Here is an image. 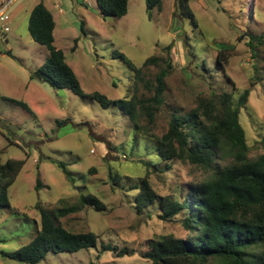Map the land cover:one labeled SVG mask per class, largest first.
<instances>
[{
    "label": "rangeland",
    "instance_id": "obj_1",
    "mask_svg": "<svg viewBox=\"0 0 264 264\" xmlns=\"http://www.w3.org/2000/svg\"><path fill=\"white\" fill-rule=\"evenodd\" d=\"M36 2L55 13L54 46L64 52L86 93L99 92L112 100L134 94L151 98L157 76L168 73L165 105L154 123L138 111L148 135L161 137L170 116L189 112L199 98L227 92L237 102L250 89L240 123L249 159L264 154V0H189L193 18L178 11V0H164L151 18L145 0H131L121 19L104 18L96 0H14L11 11L22 3L28 10ZM29 18L17 11L11 31L0 37V166L25 161L9 189L10 204L20 215L0 206V264H21L2 253H13L35 237L41 222L38 205L54 215L55 209L78 203L82 194L97 197L106 210L88 207L59 221L72 232L97 234V246L77 253L51 252L40 264H152L144 258L151 242L188 236L180 219H161V199L203 182L207 174L180 162H168L169 169L161 163L162 172L147 169L142 161L159 143L132 130L122 111L32 80V71L45 64L49 53L31 38ZM217 43L230 48L224 67ZM115 51L140 68L155 58L143 67L137 92L135 75ZM53 161L65 164L66 170ZM141 179L149 181L158 199L139 212L134 187ZM107 246L115 250L105 251Z\"/></svg>",
    "mask_w": 264,
    "mask_h": 264
},
{
    "label": "trees",
    "instance_id": "obj_2",
    "mask_svg": "<svg viewBox=\"0 0 264 264\" xmlns=\"http://www.w3.org/2000/svg\"><path fill=\"white\" fill-rule=\"evenodd\" d=\"M96 1L104 18L121 19L128 14L131 0ZM163 2L145 0L149 18L153 11L162 10ZM188 3L189 0H178V11L193 18ZM54 30L51 11L43 3L35 6L29 18V33L34 42L44 46L49 54L45 64L32 71V80L91 98L106 110L122 111L129 117L132 130L144 134L146 139L149 138L147 142L156 140L159 143V147L153 144L152 152L147 153L148 157L142 161L147 169L162 172L161 163L169 169L168 162H180L207 174L203 182L178 188L177 196L164 197L159 204L161 219L166 222L180 219L188 236H163L151 242L144 258L152 264H264V154L255 160L249 159L246 132L240 123V113L248 103L251 90L246 89L237 102L234 95L227 92H213L208 98H199L196 107L189 112L176 111L170 116L168 130L161 137L150 136L139 123L141 114L138 111L143 110L148 122L154 123L156 112L165 105L168 73L163 70L157 76L151 98L141 99L134 94L131 99L112 100L99 92L86 93L66 62L64 52L54 46ZM216 46L222 58L219 65L224 67L228 62L229 45L217 43ZM114 56L120 57L135 75L133 81L137 92L143 67L154 62L155 58H149L140 68L118 51ZM23 106L27 108V105ZM53 163L66 170L65 164ZM24 165V160H8L0 166V206L17 216L20 213L10 204L9 189ZM141 180L134 187L138 192L135 204L139 212L154 206L158 199L149 181ZM40 183L38 179L36 190L40 189ZM88 207L98 212L106 210L97 197L85 194L80 196L78 203L55 209L54 215L38 205L41 222L35 237L17 251L3 252L2 256L21 264H40L51 252L77 253L95 248L99 239L97 234L72 232L59 221ZM104 250L115 249L107 246Z\"/></svg>",
    "mask_w": 264,
    "mask_h": 264
},
{
    "label": "crops",
    "instance_id": "obj_3",
    "mask_svg": "<svg viewBox=\"0 0 264 264\" xmlns=\"http://www.w3.org/2000/svg\"><path fill=\"white\" fill-rule=\"evenodd\" d=\"M37 3L38 2H36L34 4V6H32V7L30 6V8L28 10H27V7L22 6L23 5V3H22V4L19 5L18 10L16 9L14 12L11 11V8H12V5H11V7L9 8L10 10L8 9L7 12L5 13V15L3 17V20H0V23H1V26H0V37H1L2 34L6 35V33H8V32L11 31L10 25H11V22L15 19L16 12L17 11H23L27 15V18H28L29 17V14H31L32 10L34 9V7L36 6ZM50 11H51V13L53 14V17H54L55 29H56V26H57V18H56L55 13H53L52 10H50ZM59 13H61V10L59 11ZM5 101L6 102H11V100H5Z\"/></svg>",
    "mask_w": 264,
    "mask_h": 264
},
{
    "label": "built area",
    "instance_id": "obj_4",
    "mask_svg": "<svg viewBox=\"0 0 264 264\" xmlns=\"http://www.w3.org/2000/svg\"><path fill=\"white\" fill-rule=\"evenodd\" d=\"M14 0H1L0 1V20H3V17L7 10L11 7Z\"/></svg>",
    "mask_w": 264,
    "mask_h": 264
},
{
    "label": "clouds",
    "instance_id": "obj_5",
    "mask_svg": "<svg viewBox=\"0 0 264 264\" xmlns=\"http://www.w3.org/2000/svg\"><path fill=\"white\" fill-rule=\"evenodd\" d=\"M13 3H14V1H13ZM13 5V4H12Z\"/></svg>",
    "mask_w": 264,
    "mask_h": 264
}]
</instances>
